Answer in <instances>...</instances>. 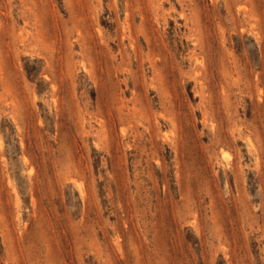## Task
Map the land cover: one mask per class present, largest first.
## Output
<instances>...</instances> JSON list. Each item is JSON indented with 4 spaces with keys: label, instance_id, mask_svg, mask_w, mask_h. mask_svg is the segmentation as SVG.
I'll use <instances>...</instances> for the list:
<instances>
[{
    "label": "rangeland",
    "instance_id": "rangeland-1",
    "mask_svg": "<svg viewBox=\"0 0 264 264\" xmlns=\"http://www.w3.org/2000/svg\"><path fill=\"white\" fill-rule=\"evenodd\" d=\"M0 264H264V0H0Z\"/></svg>",
    "mask_w": 264,
    "mask_h": 264
}]
</instances>
